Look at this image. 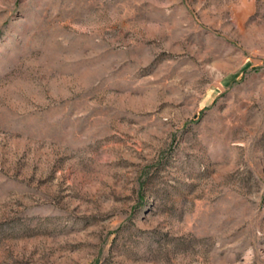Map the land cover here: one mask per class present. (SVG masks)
I'll return each instance as SVG.
<instances>
[{"label":"rangeland","instance_id":"1","mask_svg":"<svg viewBox=\"0 0 264 264\" xmlns=\"http://www.w3.org/2000/svg\"><path fill=\"white\" fill-rule=\"evenodd\" d=\"M0 264H264V0H0Z\"/></svg>","mask_w":264,"mask_h":264}]
</instances>
